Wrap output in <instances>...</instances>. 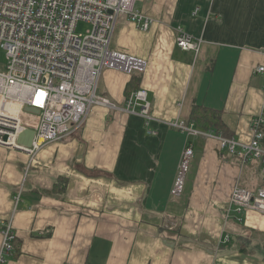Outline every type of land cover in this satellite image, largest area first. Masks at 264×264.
<instances>
[{"label":"crops","instance_id":"1","mask_svg":"<svg viewBox=\"0 0 264 264\" xmlns=\"http://www.w3.org/2000/svg\"><path fill=\"white\" fill-rule=\"evenodd\" d=\"M135 8L148 30L122 15L110 48L146 61L135 75L152 120L125 109L133 75L104 69L97 92L117 109L94 107L77 133L32 161L0 146V246L10 221L20 248L4 264H264V215L226 217L234 186H264L260 162H242L190 122L194 106L214 110L231 139L250 141V121L264 113L256 72L264 0H139ZM178 27L203 40L196 56L176 46ZM175 120L208 136L188 138L169 126ZM187 139L193 158L184 193L173 197ZM59 177L68 180L62 195L53 192Z\"/></svg>","mask_w":264,"mask_h":264},{"label":"built area","instance_id":"2","mask_svg":"<svg viewBox=\"0 0 264 264\" xmlns=\"http://www.w3.org/2000/svg\"><path fill=\"white\" fill-rule=\"evenodd\" d=\"M139 0H0V50L6 64L0 66V146L21 151L32 161L46 145L77 133L96 106L117 109L97 92L100 73L111 69L126 75L141 74L146 61L110 48L114 28L120 16H126L141 31L151 20L135 8ZM212 1V0H207ZM79 24L85 25L82 33ZM175 44L196 56L203 44L180 27ZM257 73L264 76V66ZM264 92V80L262 86ZM27 109L37 110L31 113ZM125 109L152 120L147 91L138 89L125 102ZM170 127L189 137L208 136L188 121L175 120ZM264 113L250 121L248 143L217 137L220 147L242 162H260L264 176ZM26 130L34 132L30 148L17 143ZM193 158L187 139L181 153L170 194L180 197ZM19 196L15 198L17 204ZM248 212L264 215V186L248 190L234 186L226 208V217L243 222ZM0 264L13 250L15 236L11 222L1 231Z\"/></svg>","mask_w":264,"mask_h":264},{"label":"trees","instance_id":"3","mask_svg":"<svg viewBox=\"0 0 264 264\" xmlns=\"http://www.w3.org/2000/svg\"><path fill=\"white\" fill-rule=\"evenodd\" d=\"M140 75H133L130 84L127 86L126 97L130 96L132 91L138 89ZM132 87V88H131ZM131 88V89H130ZM130 89V90H129ZM190 122H195L202 131L211 132L216 137L227 138L229 137V132L226 127L222 124L220 119V114L217 111L206 109L200 106H194L192 108ZM68 180L64 177H59L53 186V192L56 194H64L67 188ZM13 250L9 256L16 259L19 256V243L18 241H13Z\"/></svg>","mask_w":264,"mask_h":264},{"label":"water","instance_id":"4","mask_svg":"<svg viewBox=\"0 0 264 264\" xmlns=\"http://www.w3.org/2000/svg\"><path fill=\"white\" fill-rule=\"evenodd\" d=\"M29 112L36 114L37 110L34 109H27ZM34 136V132L31 130H26L22 134L19 135L17 143L21 146H24L26 148H30L32 144V139Z\"/></svg>","mask_w":264,"mask_h":264},{"label":"rangeland","instance_id":"5","mask_svg":"<svg viewBox=\"0 0 264 264\" xmlns=\"http://www.w3.org/2000/svg\"><path fill=\"white\" fill-rule=\"evenodd\" d=\"M84 29H85V25H83V24H79L78 26H77V32L78 33H82L83 31H84ZM6 56H5V52L3 51V50H0V66H2V65H5L6 64ZM36 156V155H35ZM35 158V157H34ZM19 195H20V193H19ZM17 196H15V198H16ZM13 202L15 203V199L13 200ZM1 247V246H0Z\"/></svg>","mask_w":264,"mask_h":264}]
</instances>
